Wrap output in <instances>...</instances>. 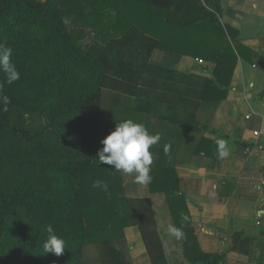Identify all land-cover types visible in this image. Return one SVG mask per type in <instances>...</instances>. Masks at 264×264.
Returning <instances> with one entry per match:
<instances>
[{
	"label": "trees",
	"instance_id": "obj_1",
	"mask_svg": "<svg viewBox=\"0 0 264 264\" xmlns=\"http://www.w3.org/2000/svg\"><path fill=\"white\" fill-rule=\"evenodd\" d=\"M199 2L0 0V41L11 46L20 73L8 84L0 71V264H84L90 245L102 253V264H125L116 243L131 224L143 234L152 264H170L151 198L126 197L120 171L99 161L107 136L103 98L104 90L125 94L129 100L115 97L121 114L134 100L136 110L168 120L152 107L162 97L151 92L174 72L149 62L156 48L215 61L219 83L230 75L235 51L220 8L210 11ZM184 80L193 83L190 75ZM215 85L205 81L195 98L214 100ZM12 101L32 117L27 126L11 125ZM192 111L171 117L182 125L180 139L201 129ZM111 130L110 124L108 134ZM172 144L177 141H162L160 149ZM198 147L207 154L217 151L209 138H201ZM150 168V193L164 196L170 222L185 233L183 264H222L224 253L200 249L169 156L154 154ZM97 180L102 187H93ZM48 225L66 242L60 256L44 252Z\"/></svg>",
	"mask_w": 264,
	"mask_h": 264
},
{
	"label": "crops",
	"instance_id": "obj_2",
	"mask_svg": "<svg viewBox=\"0 0 264 264\" xmlns=\"http://www.w3.org/2000/svg\"><path fill=\"white\" fill-rule=\"evenodd\" d=\"M201 2L210 11L220 8V22L235 51L230 75L226 74L219 83L214 74L215 61L156 48L149 62L174 72L172 80L164 79L161 87L151 92L162 97L152 107L161 110L168 120L136 110L134 100L125 102L128 107L121 114L115 97L126 100L128 96L109 91L112 99L106 108H110L111 131L127 119L142 123L151 134L152 126L166 128H159L158 133L163 137L149 151L155 156H169L180 191L187 196L191 225L200 249L206 253H224L222 264H264V0ZM173 9L178 12L176 4ZM223 54L230 53L224 49ZM189 75L193 78L192 84L184 80ZM207 80L212 86L216 84L217 90L211 93L214 100L199 101L193 93ZM106 103L103 98V109ZM185 110L195 112L201 129H192L180 139L177 135L182 125L171 121V117L184 116ZM201 138L226 139L230 155L219 158L217 151L205 153L198 147ZM165 140L177 141L167 154L165 147L160 149V143ZM120 173L126 197L159 196L150 193L148 184L135 183V173ZM166 207L164 217L170 216L169 211L166 214ZM160 211L156 216L157 236L169 263L183 264L182 243L161 224ZM167 218L170 222L171 218ZM124 234V247L120 249L125 264H152L138 226H126Z\"/></svg>",
	"mask_w": 264,
	"mask_h": 264
},
{
	"label": "clouds",
	"instance_id": "obj_3",
	"mask_svg": "<svg viewBox=\"0 0 264 264\" xmlns=\"http://www.w3.org/2000/svg\"><path fill=\"white\" fill-rule=\"evenodd\" d=\"M67 23V21H65ZM12 48L7 41H0V71L6 75L8 84L20 79V73L12 61ZM4 103H8V98L3 97ZM160 140V134H151L142 123L132 119L120 121L115 129L101 140L103 147L98 150V158L101 164L110 165L115 170L124 174H133L134 182L141 185L151 183L150 166L153 163V155L149 151L150 146L157 144ZM217 153L219 158H225L230 155L228 141L224 138L216 140ZM170 145H165V154L169 152ZM100 181H95L93 187H102ZM185 221L188 220L184 216ZM48 233L46 241L43 243L45 253L52 252L60 256L65 250V240L58 236L53 227H46ZM168 232L177 240L183 239L185 233L182 227L168 225Z\"/></svg>",
	"mask_w": 264,
	"mask_h": 264
},
{
	"label": "rangeland",
	"instance_id": "obj_4",
	"mask_svg": "<svg viewBox=\"0 0 264 264\" xmlns=\"http://www.w3.org/2000/svg\"><path fill=\"white\" fill-rule=\"evenodd\" d=\"M105 94H104V100L107 102L104 106L105 108V115L102 116V119H101V123H102V129H104V131H106V134L108 135V131H109V128H110V118H109V109H106L107 107V104H108V100L109 102L111 101L112 99V96H109V91L107 90H104ZM110 104V103H109ZM11 111H12V114H13V120H12V123L11 125H15V126H27V124L31 123L32 122V117L30 115H28L25 111H23L21 108L18 107V105L16 103H14V101H12V105H11ZM109 118V119H108ZM109 120V121H108ZM108 121V123H107ZM148 123V122H147ZM108 124H109V127H108ZM152 129V133L153 134H156L158 133V131L160 129H162V125H155V126H152L151 127ZM160 128V129H159ZM166 128L162 129V130H165ZM170 130V129H169ZM167 130V131H169ZM171 131V130H170ZM160 134V133H159ZM163 136L160 134V138H162ZM103 147V145L101 146V148ZM100 148V149H101ZM166 205V201H165V198L164 196H152L151 197V205L153 207V209L159 213L160 209L163 208L160 213L162 215V220L163 222L161 224H164V226H166V228H168V225L169 224H172L171 222H168V218L167 217H170L169 215H165V217L163 216V210L165 209V205ZM166 214H168V210H167V207H166ZM171 220V219H170ZM120 241V240H118ZM123 241V240H122ZM120 241L118 243H116L118 246L120 247H124L123 246V242ZM126 248V246H125ZM101 254L100 253V250L95 246V245H90L89 247L86 248L85 250V255H84V264H101L103 263L101 261ZM101 262V263H100Z\"/></svg>",
	"mask_w": 264,
	"mask_h": 264
},
{
	"label": "built area",
	"instance_id": "obj_5",
	"mask_svg": "<svg viewBox=\"0 0 264 264\" xmlns=\"http://www.w3.org/2000/svg\"><path fill=\"white\" fill-rule=\"evenodd\" d=\"M259 132H256V134H258Z\"/></svg>",
	"mask_w": 264,
	"mask_h": 264
}]
</instances>
